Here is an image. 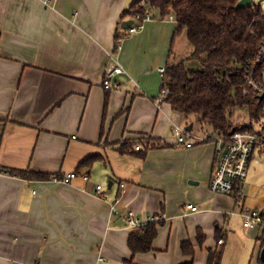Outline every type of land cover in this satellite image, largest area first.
<instances>
[{
	"label": "crops",
	"instance_id": "1",
	"mask_svg": "<svg viewBox=\"0 0 264 264\" xmlns=\"http://www.w3.org/2000/svg\"><path fill=\"white\" fill-rule=\"evenodd\" d=\"M133 1L0 0V264H207L219 248L221 264L264 263V225L244 227L243 205L210 189L215 142L177 147L173 125L186 126L185 115L158 101L159 67L183 36L175 18L156 12L114 53ZM113 57L125 72L106 89ZM139 136L161 145L145 156L119 150ZM71 171L70 183L51 180ZM243 187L244 205L264 211V184L248 173ZM129 211L143 223L162 216L150 250L128 246Z\"/></svg>",
	"mask_w": 264,
	"mask_h": 264
},
{
	"label": "trees",
	"instance_id": "2",
	"mask_svg": "<svg viewBox=\"0 0 264 264\" xmlns=\"http://www.w3.org/2000/svg\"><path fill=\"white\" fill-rule=\"evenodd\" d=\"M239 1L134 0L123 12V17H131L149 7L152 18L156 12L162 18L174 15L175 34H185L193 46L188 57L199 60L201 67H189L188 57L168 62L164 80L170 93L166 100L185 115L187 125L197 120L201 126H210L212 133L224 136L233 128L254 127L255 122L264 129V91L260 92L264 87V4L253 0L240 6ZM127 35V29L117 32L115 44ZM239 105H248L250 124L234 125L232 110ZM159 141L151 136L124 139L119 150L145 156L151 148L161 145ZM92 159L89 157L82 164ZM2 170L27 178L48 177L31 170ZM160 220L148 221L130 233L128 246L133 253L152 248ZM217 236L220 238V233ZM182 249L191 255L195 251L190 241H183ZM222 254L223 248L210 250L207 264H221Z\"/></svg>",
	"mask_w": 264,
	"mask_h": 264
},
{
	"label": "built area",
	"instance_id": "3",
	"mask_svg": "<svg viewBox=\"0 0 264 264\" xmlns=\"http://www.w3.org/2000/svg\"><path fill=\"white\" fill-rule=\"evenodd\" d=\"M56 0H43L44 4L53 6ZM133 22L127 28L129 33L139 31L144 27L146 21L152 19L151 10L149 7L145 8L144 12H138L130 17ZM169 18H174L170 14ZM122 39L115 44L114 53L122 49ZM114 54L112 53V56ZM114 62L110 64L104 73L103 85L106 89L119 88L120 84L115 80L116 76L125 72L124 66L116 58H112ZM159 71L162 75V85L158 101L161 103L166 100L170 93V88L164 80V73L166 66H160ZM264 87L260 88L263 92ZM173 131L176 136L175 145L177 147L189 148L197 141L210 140L216 144L215 148V166L209 181L210 189L217 193H227L234 196L238 204H242L240 212L243 226L246 228H255L259 225H264V211L244 205L245 192L243 183L246 180L251 164L258 162L260 153L264 152V129L262 127H249L247 129H235L233 133L227 136L216 134L210 135L207 138L200 137L194 131L188 130L185 125L174 123ZM139 148L138 146L136 147ZM77 173L75 171L67 172L63 175L55 174L51 176V180L59 183H70ZM125 184L121 183V187ZM96 193H102V185L96 186ZM119 199L116 200L118 202ZM186 208L194 212L198 210L197 205L188 203ZM162 219L161 217L150 216L148 221ZM128 221L134 229L143 227L146 223L140 222L134 215L133 211L128 213ZM218 243L223 244L224 238L220 237Z\"/></svg>",
	"mask_w": 264,
	"mask_h": 264
},
{
	"label": "rangeland",
	"instance_id": "4",
	"mask_svg": "<svg viewBox=\"0 0 264 264\" xmlns=\"http://www.w3.org/2000/svg\"><path fill=\"white\" fill-rule=\"evenodd\" d=\"M256 2H261L264 4V0H254ZM131 4V3H130ZM183 37V38H182ZM177 38L176 48L172 56L171 62H177L182 57H190L193 51V46L184 36ZM188 57V58H189ZM186 63L189 67L200 68L201 62L195 58H189L186 60ZM232 121L235 126L245 125L251 123V118L249 115L248 105L236 106L232 110L231 115ZM186 121V120H185ZM187 122V121H186ZM185 125V124H184ZM255 127H261L257 122L254 123ZM192 131L197 132L199 135H203L204 138L209 137L210 135L216 136V133H212L211 127L208 125L201 126V123L197 120L193 122ZM260 162V163H259ZM259 162H253L250 167V177L254 180H258L259 183L264 184V152L260 156ZM251 264H264L259 262L255 257L252 259Z\"/></svg>",
	"mask_w": 264,
	"mask_h": 264
},
{
	"label": "water",
	"instance_id": "5",
	"mask_svg": "<svg viewBox=\"0 0 264 264\" xmlns=\"http://www.w3.org/2000/svg\"><path fill=\"white\" fill-rule=\"evenodd\" d=\"M252 1H253V0H240V1L238 2V4H239L240 6H243V5L250 4ZM132 22H133L132 19L124 20V21L122 22V26H124V27H129L130 24H131ZM261 98H264V93L261 95ZM192 127H193V123H190L189 125H186V128H187L188 130H192ZM234 130H235V128H233V129L230 131V133H233ZM261 259L264 261V246H263L262 249H261Z\"/></svg>",
	"mask_w": 264,
	"mask_h": 264
}]
</instances>
